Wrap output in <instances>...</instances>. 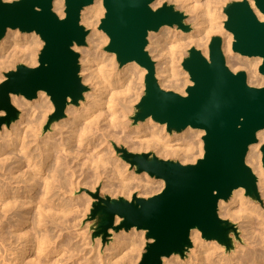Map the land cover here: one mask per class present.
<instances>
[{
	"label": "water",
	"instance_id": "water-1",
	"mask_svg": "<svg viewBox=\"0 0 264 264\" xmlns=\"http://www.w3.org/2000/svg\"><path fill=\"white\" fill-rule=\"evenodd\" d=\"M156 0H103L106 8L100 28L110 38L108 50L116 53L120 65L136 61L146 67L145 94L136 105L134 121L152 117L166 124L169 132H181L188 126L205 131L204 155L194 163L163 159L151 152L136 153L125 147L117 150L138 173L163 179L165 187L150 197H124L94 194L91 217L97 219L96 236L105 240L110 229L146 230L148 242L137 264H164L173 254L184 257L192 247L191 231L199 229L205 239L217 240L228 250L233 248V222L219 215V201L228 200L233 191L244 187L248 195L259 198L258 179L247 164L249 146L257 142L264 128V85L248 83L244 70L234 72L226 63L221 36H213L209 58L196 47L183 60L192 84L187 94L163 89L156 77V66L146 47L151 31L165 25L189 31L186 14ZM95 0H65V16L53 9L54 0H0V41L9 28L36 32L44 44L38 65L18 64L5 73L0 83V129L20 117L11 95L35 99L46 91L55 111L47 127L65 116L69 103L78 104L88 86L80 74V54L75 45L87 43L89 31L81 24L84 7ZM264 14V0H254ZM225 27L234 35L232 48L244 56L262 57L259 71L264 75V20L249 0H236L224 8ZM263 166H264V145ZM117 216L121 221L116 223Z\"/></svg>",
	"mask_w": 264,
	"mask_h": 264
},
{
	"label": "bare ground",
	"instance_id": "bare-ground-1",
	"mask_svg": "<svg viewBox=\"0 0 264 264\" xmlns=\"http://www.w3.org/2000/svg\"><path fill=\"white\" fill-rule=\"evenodd\" d=\"M171 1L178 3L180 8L193 15L195 28L186 37H179L178 33H174L177 30L172 29V26L161 27L159 32H166L162 37L171 33L169 49L174 51L184 44L196 46L209 58L211 36L221 35L223 51L230 69L234 72L245 69L250 85H264V75L259 71L262 57L233 53L234 36L225 29L224 21L227 16H223L220 11L227 0ZM249 1L258 17L264 20V14L256 8L254 0ZM162 2L164 0H157L152 6ZM54 5L59 11V16L64 17L65 0H54ZM102 7L103 0H95L94 5L84 7L82 22L92 27L98 25ZM153 32L149 33L150 41ZM37 37L35 32L22 35L19 29L9 28L0 41V73L11 61H29L30 64H37ZM154 43L157 44V39L151 42L148 48L153 60L157 61L156 76L161 86L186 95L187 86L192 84V81L180 80L174 61L170 63L163 57ZM74 49L79 50V46L75 45ZM162 59L164 64H158V60ZM90 69L91 75L84 82L91 81L95 85V91L88 97V102L84 103L81 109L71 107L72 103H69L66 108L67 119L57 132L43 138L40 136L42 126L53 109V106L46 105L44 99L48 97L50 100L49 94L43 90L39 91L36 98L38 101L11 95L12 103L27 109L24 114L27 117L22 121L25 123L22 128H17L14 132L7 131L6 139L1 136L5 142L4 139L3 142L0 141V239L3 246L2 261L5 264H80L81 239L74 241V238L81 237V233L75 231L78 233L76 236L73 234V237L69 230L70 233L66 232L67 234L59 232L76 226L73 221L77 218L79 207L89 209L90 198L88 204H85L84 199L87 197L74 195L83 186H89L90 191L95 192L107 178L110 183L105 184L103 189L110 192L114 190L111 189L116 180L115 191L125 195L127 199H131L134 194L142 197L163 190V179H159L157 189L150 184L152 179L146 172L136 175L129 171L130 164H117L110 155L103 153L102 146L109 138L114 143L128 144L130 150L154 149L161 157H176L182 162H195L204 155L203 136L206 133L203 129L188 126L185 131L172 138L169 133L165 136L166 124L160 123L158 127L156 123L159 122L149 117V123L154 122L150 132L144 129L136 136L126 132L125 119L131 102L130 83L135 73H146L144 66L132 61L126 63L122 71H115L112 63L101 61L98 68L92 70V65H89L88 70ZM156 126L157 130L154 129ZM135 137L139 139L138 145L134 143ZM257 139V142L249 146L246 162L257 175V183L264 196V128L257 132ZM20 155L22 159L25 158L24 161ZM245 194L246 189L239 187L233 191L229 202L224 199L219 201L223 218L230 217L237 221L244 238V244L240 243V248L233 255L220 254V243L217 240L206 243L202 240L201 231L195 228L191 231L194 247L189 260L182 262L179 254H173L166 258V264H264V204L250 203ZM119 222L120 218H117V223ZM141 236L135 227L130 232L123 230L117 237L116 248L126 256L113 255L107 264L132 263L136 258L134 253L140 252L143 246ZM125 250H128V255ZM140 254L141 252L138 255ZM99 257L100 262H105L106 259L101 255ZM88 264L97 262L90 259Z\"/></svg>",
	"mask_w": 264,
	"mask_h": 264
},
{
	"label": "rangeland",
	"instance_id": "rangeland-1",
	"mask_svg": "<svg viewBox=\"0 0 264 264\" xmlns=\"http://www.w3.org/2000/svg\"><path fill=\"white\" fill-rule=\"evenodd\" d=\"M3 1L12 2L14 0H3ZM156 1H155V4H156ZM233 1H236V0H227L226 3L223 5V7L220 8L221 14L223 16L226 14L225 11H224L225 6L228 3L233 2ZM164 2L171 3V4L175 5V7L177 9L183 11L186 14L185 23L190 26V30L189 31H185V30L179 28L177 25L172 26L171 27L172 29H176L177 30V31H174V33H178L179 37L180 36L186 37L189 33L194 31L195 27L193 25L194 23H193V15L192 14H189L185 10L180 8L178 6V3H175V2H173L171 0H164ZM164 2H162L160 5L153 6V7L154 8L159 7ZM94 4H95V2L93 3V5ZM53 9L59 15V11H57L55 9V5H54ZM105 13H106V8H105L104 3H103V7H102V10H101V17L99 16V18H101V19L99 20L98 25H95L94 27L87 26L85 22H82V13H81V24H83L85 26V28L89 31V35L87 37V43L85 45L79 46V50H76V51L80 54L79 61H80V64H81L80 74H81V77H82V81H83V83L85 85L88 86V90L85 91L84 98L81 99L78 104H72L71 107L78 108V109L83 108L84 103H87L88 100H89L88 97L90 95H92L93 92L95 91V85H93V83L91 81L90 82L89 81L88 82H84L91 75V69L88 70L89 65L90 66L92 65V70H94V68H98L99 63L101 61H103L104 63H108V64L112 63V66L114 67L115 71H122L124 69L125 64L124 65H120L118 60H117V55L114 56V54H113L114 52L108 50L110 38L107 35V33L103 29L100 28V25L102 23V18H104ZM226 16H227V14H226ZM99 18H97V19H99ZM225 21H224V26H225ZM225 29H226V27H225ZM159 31H154L153 32V34H152L153 36L151 38V41H150V38L148 36L149 43H148V45L146 47V50L150 54V49L148 47L151 44V42H154L157 39V44L154 43V45H156L157 50L159 51V53H161L163 55V57H166L169 62L172 61V60L174 61V64L176 66L175 70L179 74L180 80L185 81V79H186V80H189L191 82V78H190V75H189L188 71L183 67V60H184L185 57H187L189 55V49L191 47H196V46H188V45L184 44L180 48H176L174 51H172L171 49H169V47H170V45H169L170 38L169 37L171 36V33L167 34L166 37H162L163 34H166V32L163 33V32H159ZM227 31L230 32L229 30H227ZM7 32H8V30H7ZM20 32L22 33V35L29 34V32H22V31H20ZM36 34L37 33L35 32V35ZM216 35H218V34H215L213 36H216ZM37 36L38 37H37L36 40H37L38 44H37L36 51L39 54L41 49H42V47H43L44 42H43V40L41 39V37L38 34H37ZM213 36H211V39H212ZM218 36H221V35H218ZM222 40H223V38H222ZM210 42H211V40H210ZM210 42H209V44H210ZM199 50H201V49H199ZM208 51H209V47H208ZM233 53H235L234 50H233ZM151 58L153 59L152 56H151ZM156 58H157V56H156ZM225 59H226V56H225ZM163 60L164 59H162L161 61L158 60V64H160V65L164 64ZM154 62H155V66H156V62L157 61L154 60ZM21 63L26 64L28 66H36V65H38V62H37V64H30L29 61H11V62H8L7 65L4 66L3 70H1L0 74H2L3 78L0 79V83L5 78V73L6 72H8L9 70L15 69L17 67V65L21 64ZM226 63H227V59H226ZM241 70H244L247 73V71L245 69H239L237 71H241ZM147 73H148L147 69H146V73H144V74H143V71H139L138 73H135V77L133 78L132 82L130 83V85L132 86V89L129 92V96L131 97V102L129 103V109L130 110H129L128 116L125 119V122H126L125 125L127 127L126 128L127 129L126 132H130L134 136L138 135V132L143 131L144 129H147L149 132L151 130H153L152 124H154V122L153 123H149L148 118L146 120H144V121H139L137 123L133 119V116L135 115V113L137 111L136 105L141 100L142 96L145 94V89H146L145 77H146ZM247 77H248V73H247ZM158 82H159V79H158ZM159 84H160V82H159ZM160 86H161V84H160ZM163 89H165V88H163ZM166 90H173V91L177 92L175 89H166ZM18 96H21V97L27 99L26 97H24L22 95H18ZM36 98H38V96ZM49 98H50V100L48 99V97H44V99L46 100V103H47V104L46 103L45 104L48 107L53 106V109L50 110V113L48 114L47 120L45 121V123L42 126V132L40 134L41 138H43L44 136L46 137L48 134H52L54 132H57V130L59 129L60 125L68 117V115H67V113L65 111V116L63 118H61L59 120H56V121H53L49 125V127H47L49 117L55 111L54 103L52 102L51 97H49ZM27 100H30V99H27ZM30 101H38V99H36V100L32 99ZM14 105L20 110V117L18 118V120L14 121L10 126H5L6 127L5 129L3 127L0 129V131H1L0 132V137L2 136L5 139H6L5 135L7 134V131L14 132V131L17 130V128H22L25 125V123H22V121H23V119L25 117H27L26 115H24L26 113L27 109H25V108H23L21 106H18L17 104H14ZM28 107L29 106H27V108ZM156 124H158L159 125L158 127H160V123H156ZM154 129L157 130L158 129L157 126L154 127ZM183 131H185V129ZM183 131H181V132H176V131L169 132L168 130H166L167 133H165V136H168V133H169V135H171V137L174 138V137L177 136V134H180ZM2 137L0 138V141L3 142L4 138H2ZM7 138L9 139V137H7ZM5 139H4V142H5ZM134 143L136 145H138L140 143L139 139L137 137L134 138ZM117 147H119V148L125 147L128 150H130L128 144H123V143L118 144L117 142L114 143L109 138L108 141H106V144H104L102 146L103 153H107L108 155H110L116 161L117 164L119 163V164L122 165V164H127L128 163V165H129L130 163L128 161H126L122 157V152L118 151ZM75 148H76V146H75ZM8 150H10V149H8ZM130 151L136 152V153L151 152V153H154L158 157L163 158V159L175 160V161H179V162L185 163V164L194 163V162H182L180 159H178L176 157H168V158L161 157L159 154H157V152L154 149H148V150H143V151H138V150H136V151L135 150H130ZM20 158L22 159V156ZM198 159H196V161ZM22 160L24 161L25 158H23ZM53 162H55V161H53ZM262 163H263V158H262ZM26 168H27V166L24 169L26 170ZM128 169H129L130 172H132V173H134L136 175H143L142 173H144V172L138 173L136 171V168L132 167L131 164L129 165ZM143 179H146V178L143 177ZM151 179L152 180L150 181V184L155 186L158 189L159 188L158 185H159V181L160 180L156 179L155 177H151ZM111 181L113 183V180H111ZM115 181L116 180H114V183H113V186H112L113 188L111 189V190H113V189L114 190L110 191V192L105 191L103 189V186L105 184L108 185L110 183V181L107 178H105L101 182V184L98 186V188H97V190L95 192H91L90 189L88 188L89 186L88 187L87 186H83L80 189H78L77 192L74 194V195H78V196H83L84 198L87 197L88 200L86 201V199H87L86 198V199H84L85 202L83 201L85 204H88V201H89V198H90L91 201L89 202L90 203L89 204L90 205L89 209L85 210V209H83L85 207H83V208H82V206L79 207L80 209L82 208V211H80V209H79V212H78V210H77L78 214H77V218L75 219L76 221L75 220L73 221L74 222L73 224H75L76 226H74L73 228L69 227V229L65 228V229H63V231H60L59 234L62 233V232H63V234H67V233L71 232L72 235L74 234L76 236L78 232H75V231H79L81 233V237L78 236L79 238L78 237L74 238V241H77V240L81 239L80 246L82 245L81 246L82 252L80 253V255H82V257H81V259L79 261L80 264H82V263L83 264H88L90 262V259H93V261L97 262V264H107L109 259H112L114 256H118L119 254H121V252H119V249L116 248V243H117L118 235L120 233H122V231L124 229H122L120 231H116L114 229H110L111 234L104 240L102 236H96L95 235V230H96V226H97V219H94V218L91 217V209L93 208V203L96 201V199L94 198V194L95 193L99 192L101 196L109 195L112 198H119L121 196L126 198L125 195L115 191V189L117 188L116 187V183L117 182H115ZM23 184H24V182L21 183V185H23ZM30 184L31 183L29 182L28 187H30ZM22 188H24V187L22 186ZM22 188H21V190H22ZM258 190H259V198L252 197L251 195H248L247 192L245 194V197L250 203H256L258 205L259 204L263 205L264 204L263 190L259 186H258ZM159 192L160 191H158V192L155 191L154 193H150L149 195L147 194V196H142V197H150V196L155 195V194H157ZM134 195H136V194H134ZM67 199H69V198H67ZM131 199H129V200H131ZM230 199H231V197L228 200H226V202H229ZM219 215L222 218L224 217V216H222L223 213L220 211V207H219ZM117 218H120V221L122 220L121 217H119V216H117ZM117 218H116V223H117ZM225 219H228L229 221H231L234 224H236V226H237V228L239 230V238H236V236L233 233L231 234V236L233 237V248L230 249V250H228L225 245H223V244H221L219 242L220 245L222 246L221 251H220L222 253H220V254L233 255V253L237 249L240 248L241 244H244L243 243L244 238L242 237L243 235H242V231H241V228H240V224L237 221H233V219H231L230 217H226ZM131 230L132 229H130L128 231L125 230V231L126 232H130ZM137 231L140 232V234L142 235L141 237H142V240H143V246L141 245L142 248H141V251H140L141 252L140 256L138 255L140 253L138 251H137L138 253H134V255H133V256L136 255L135 256L136 258L134 259V261L138 258L137 261H135V262L133 261L130 264H137L140 261V259L142 257V254L145 251L146 244L148 242V239L146 238V230L137 229ZM74 235H73V237H75ZM191 240H192V238H191ZM202 240L205 241L206 243H210V242L215 241V240L205 239L204 237H202ZM193 247H194V242L192 241V247L187 251V253H186V255L184 257L180 256V261L186 262V261L189 260L190 256L192 255V248ZM127 251L125 250V252H126L125 254L128 255L129 252H127ZM2 252H3V246H2L1 239H0V264H5V262L2 261V256H1ZM99 255H101L102 258L106 259L105 262L104 261L100 262L101 258L99 257ZM137 255L139 257H137ZM121 256L125 257L126 255L124 256V252H122ZM166 258H169V257H164L163 258L164 264H166V262H165ZM120 260H122V259H120ZM126 264H129V263H126Z\"/></svg>",
	"mask_w": 264,
	"mask_h": 264
}]
</instances>
